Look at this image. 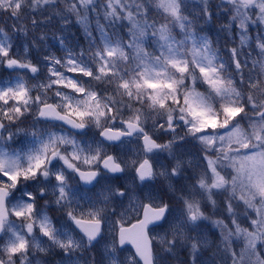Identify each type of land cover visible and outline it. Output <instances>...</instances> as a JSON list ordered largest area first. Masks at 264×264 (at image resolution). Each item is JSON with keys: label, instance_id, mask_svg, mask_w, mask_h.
<instances>
[{"label": "snow or ice", "instance_id": "obj_1", "mask_svg": "<svg viewBox=\"0 0 264 264\" xmlns=\"http://www.w3.org/2000/svg\"><path fill=\"white\" fill-rule=\"evenodd\" d=\"M0 14L15 22L0 27V264L57 249V264H264V0H0ZM71 17L85 43L53 33L62 54L33 60L36 33Z\"/></svg>", "mask_w": 264, "mask_h": 264}, {"label": "rangeland", "instance_id": "obj_2", "mask_svg": "<svg viewBox=\"0 0 264 264\" xmlns=\"http://www.w3.org/2000/svg\"><path fill=\"white\" fill-rule=\"evenodd\" d=\"M4 19L11 21L9 26L3 25L4 23H3L2 20H4ZM14 23L15 22L12 19H9L7 15L0 14V27H4L6 31L11 32ZM59 25H60V22L57 21L53 25L49 26L48 28L41 29L39 32L36 33L37 35H39L40 32H47L48 33V39L46 41V43L48 45V48L44 49L43 46H41L40 49L33 48L31 50V58L33 60L40 59L44 55L49 54V53H44L47 50H49L50 52L55 53L58 56L62 54L61 51H60V53L55 51L56 50L55 46H57L59 44L57 42H55V40L53 39V33H56V35L57 34L64 35L65 38H66V43L74 42L76 45L81 44L79 42V40H78L77 29L79 28V25L80 26H82V25L77 22L75 17H71L70 18V24L63 31L60 30ZM91 26L92 27L95 26V20L92 21ZM31 39H32V35L31 34L29 35L27 41L21 39L20 40L21 46H22V44L24 42H30ZM8 76H9V72L7 70H5L4 68L0 67V79H2V78L3 79H7ZM125 203L127 204V202H125ZM241 211H243V210L241 209ZM50 213L54 217V222L56 220L60 219L61 213L56 211L54 209V207L49 211V215H50ZM215 218H217V217H213V219H215ZM134 220H135L134 215H131V222H133ZM150 234H151L152 237H157L158 235H162L163 234V228L153 229L150 232ZM208 235H209L210 239L215 240L218 237V230L212 228V226L209 224L208 225ZM104 237L105 238L101 239L96 244V247L92 250V252L95 253V255H96L98 260L100 259L101 255H102L104 244L111 240V236L109 235L108 231H105ZM127 251L128 252H134L133 249L130 246H127ZM210 254H211V250H209L208 252L204 253L205 256L210 255ZM179 256H180V259L185 262V264H187V262L190 260V257L188 256L186 251H181L179 253ZM60 259H61V254H60L59 250L57 249L50 256L45 258V262H46V264H57V262L60 261ZM171 264H177V261L173 259V260H171Z\"/></svg>", "mask_w": 264, "mask_h": 264}, {"label": "trees", "instance_id": "obj_3", "mask_svg": "<svg viewBox=\"0 0 264 264\" xmlns=\"http://www.w3.org/2000/svg\"><path fill=\"white\" fill-rule=\"evenodd\" d=\"M101 22L103 23V21H101ZM219 23H224V21H222V20L221 21H218L217 22V25H211V24L210 25H207V26H205V29L207 31H209L210 34L215 35L216 34V30H217V26H218ZM92 28L94 29L95 26H93ZM77 34H78V40H79V42L81 44L85 43L84 30H83V27L80 26V25H79V28L77 29ZM57 35H60V34H57ZM55 42H57V41L55 40ZM68 44L70 46L76 45L74 42H68ZM55 48H56L55 51H57L58 53H60L59 45L55 46ZM49 52L50 51L47 50L44 53H49Z\"/></svg>", "mask_w": 264, "mask_h": 264}, {"label": "flooded vegetation", "instance_id": "obj_4", "mask_svg": "<svg viewBox=\"0 0 264 264\" xmlns=\"http://www.w3.org/2000/svg\"><path fill=\"white\" fill-rule=\"evenodd\" d=\"M2 21H3V23H4L3 25H6V26H9V24H10V22H11L10 20H5V19L2 20ZM50 215L52 216V214H50Z\"/></svg>", "mask_w": 264, "mask_h": 264}, {"label": "water", "instance_id": "obj_5", "mask_svg": "<svg viewBox=\"0 0 264 264\" xmlns=\"http://www.w3.org/2000/svg\"><path fill=\"white\" fill-rule=\"evenodd\" d=\"M133 223H135V222H133ZM126 226H127V225H126ZM128 245H130V246L133 248V250L135 251L134 247H133L131 244H128Z\"/></svg>", "mask_w": 264, "mask_h": 264}]
</instances>
